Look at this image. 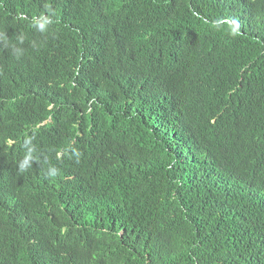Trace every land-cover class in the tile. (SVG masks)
<instances>
[{
	"label": "trees",
	"instance_id": "obj_1",
	"mask_svg": "<svg viewBox=\"0 0 264 264\" xmlns=\"http://www.w3.org/2000/svg\"><path fill=\"white\" fill-rule=\"evenodd\" d=\"M0 264H264V0H0Z\"/></svg>",
	"mask_w": 264,
	"mask_h": 264
},
{
	"label": "clouds",
	"instance_id": "obj_2",
	"mask_svg": "<svg viewBox=\"0 0 264 264\" xmlns=\"http://www.w3.org/2000/svg\"><path fill=\"white\" fill-rule=\"evenodd\" d=\"M20 19H24L23 14H21ZM33 21H35V18L33 19ZM54 22L55 21L51 20L48 17H41V19L38 21L39 25H36V28H38L39 30L42 31V33H44L46 31V30H44L46 25H48L50 23H54ZM47 121L48 120H45L43 123H47ZM81 155H82V153L78 151L77 156L80 157ZM77 162H79V160Z\"/></svg>",
	"mask_w": 264,
	"mask_h": 264
}]
</instances>
